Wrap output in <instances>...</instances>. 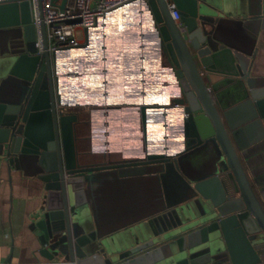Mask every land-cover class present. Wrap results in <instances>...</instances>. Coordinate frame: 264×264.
I'll return each instance as SVG.
<instances>
[{"label":"water","instance_id":"water-1","mask_svg":"<svg viewBox=\"0 0 264 264\" xmlns=\"http://www.w3.org/2000/svg\"><path fill=\"white\" fill-rule=\"evenodd\" d=\"M172 1L180 23L166 0H128L86 27L85 42L49 52L45 40L41 53L30 0L0 2V30L19 31L9 50L0 51V170L28 168L41 182L31 226L48 260L264 264V187L260 197L246 169L254 148L264 152V80L251 74L255 50L230 45L221 19L234 16L264 29V0H250L247 11L238 0ZM125 17L149 27L167 61L175 90L166 108L180 111L185 142L178 151L147 149L134 159L98 161L85 144L83 106L92 100L68 97L60 57L86 49L93 32L106 38L111 22ZM135 64L140 79V50ZM212 74L240 77L242 99L223 107ZM148 108L141 106L145 133ZM244 134H251L250 143L241 140ZM200 150L206 161L198 174L187 164ZM135 188L138 200L125 203Z\"/></svg>","mask_w":264,"mask_h":264},{"label":"crops","instance_id":"crops-1","mask_svg":"<svg viewBox=\"0 0 264 264\" xmlns=\"http://www.w3.org/2000/svg\"><path fill=\"white\" fill-rule=\"evenodd\" d=\"M236 2L244 11L254 7L250 0ZM233 17L221 18L228 43L250 52L255 50L251 74L263 81L264 29L259 28L258 23H238ZM111 23L118 27H113L109 36L105 38L102 34L100 41L93 32L88 37L86 49L67 51L60 57L69 76L65 84L68 97L92 100L83 106V117L87 120L85 144L97 154L93 159L99 161L102 155L107 160L134 159L147 149L181 150L185 136L180 111L177 107L166 108L173 98L175 82L157 42L152 37L143 36L142 31L135 36L129 27L117 20ZM85 40L83 31L78 43ZM138 50L142 61L140 79L134 65ZM211 77L210 86L223 107L235 105L242 99L244 83L240 77L222 74H212ZM144 105L150 107L145 117L147 133L141 112ZM159 105L164 108H153ZM242 139L250 143L251 134H244ZM252 146L256 147V144ZM205 161L206 151H197L191 156L187 168L202 173ZM246 169L261 197L263 193L259 188L264 187V152L260 147L252 150L251 164L246 165ZM136 188L125 195V203L138 200ZM41 192V182L32 170L12 168L9 172L6 167L0 170V263L63 264L62 260H48L38 252L39 241L31 225L40 207ZM136 211H131L130 215Z\"/></svg>","mask_w":264,"mask_h":264},{"label":"built area","instance_id":"built-area-1","mask_svg":"<svg viewBox=\"0 0 264 264\" xmlns=\"http://www.w3.org/2000/svg\"><path fill=\"white\" fill-rule=\"evenodd\" d=\"M11 0H0V2ZM20 1V0H17ZM128 0H30L37 53L78 43L77 31L94 25L98 16ZM173 20L180 23V12L172 0H166ZM0 264H17L3 262Z\"/></svg>","mask_w":264,"mask_h":264},{"label":"rangeland","instance_id":"rangeland-1","mask_svg":"<svg viewBox=\"0 0 264 264\" xmlns=\"http://www.w3.org/2000/svg\"><path fill=\"white\" fill-rule=\"evenodd\" d=\"M116 21V20H115ZM117 22L121 23L123 26H127L130 28V30L134 33L135 36H138V32L143 30V34L146 37H151L152 33L149 29V27L145 24V23H140L139 26H137L136 24H131L128 23V19L125 17L121 20H117ZM110 27H118V26H110ZM19 33V31H17L16 28L11 27V28H6V29H1L0 30V51L4 52V51H8L9 47L11 46V41H13V38ZM83 33L82 30H78L77 31V36H81ZM9 43V44H8ZM138 56V55H137ZM2 60V58H0V61ZM65 70V69H64ZM67 73V70H66ZM68 73L66 74L65 78L68 79Z\"/></svg>","mask_w":264,"mask_h":264},{"label":"trees","instance_id":"trees-1","mask_svg":"<svg viewBox=\"0 0 264 264\" xmlns=\"http://www.w3.org/2000/svg\"><path fill=\"white\" fill-rule=\"evenodd\" d=\"M141 23V22H140ZM142 31V32H141ZM140 32L143 33V30H141Z\"/></svg>","mask_w":264,"mask_h":264},{"label":"bare ground","instance_id":"bare-ground-1","mask_svg":"<svg viewBox=\"0 0 264 264\" xmlns=\"http://www.w3.org/2000/svg\"><path fill=\"white\" fill-rule=\"evenodd\" d=\"M129 87V86H128Z\"/></svg>","mask_w":264,"mask_h":264}]
</instances>
